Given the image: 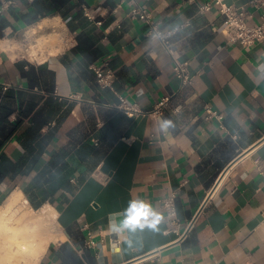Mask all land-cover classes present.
Instances as JSON below:
<instances>
[{
  "label": "crops",
  "instance_id": "0c3cea01",
  "mask_svg": "<svg viewBox=\"0 0 264 264\" xmlns=\"http://www.w3.org/2000/svg\"><path fill=\"white\" fill-rule=\"evenodd\" d=\"M9 1L0 14V105L13 89L45 96L55 112L44 155L29 177L0 185V206L14 190L28 198L24 190L64 150L54 172L71 173L48 202L66 238L40 264H264V43L229 44L220 6L200 10L212 0H139L164 29L184 26L174 42L195 80L181 90L172 58L122 0H0V9ZM224 1L261 21L250 0ZM37 4L49 15L29 24ZM46 18L65 25L64 51L36 64L2 48L31 45L26 34ZM103 63L113 87L100 86L90 68ZM42 65L55 75L53 92L32 90L24 75L35 66L39 78ZM120 96L144 113L123 112ZM206 106L222 122L207 120ZM30 125L24 119L5 147L14 161L26 155L20 138ZM171 198L176 226L164 206ZM133 203L147 206V221L126 224Z\"/></svg>",
  "mask_w": 264,
  "mask_h": 264
},
{
  "label": "trees",
  "instance_id": "16d2710c",
  "mask_svg": "<svg viewBox=\"0 0 264 264\" xmlns=\"http://www.w3.org/2000/svg\"><path fill=\"white\" fill-rule=\"evenodd\" d=\"M65 1L68 0H53V4L58 7ZM37 6V12L31 15L28 20L26 19L29 24L49 15L41 5L37 4ZM95 54L90 55V58H93L92 56ZM39 70V78H37L35 66L24 72V75L31 80V89L39 87L46 92H53L55 89L54 73L48 70L47 65H42ZM49 103L45 96L33 92H16L9 89L4 96L0 105V185L6 179L14 180L17 177H29L39 159L44 155L49 146L51 135L45 134L43 130L50 124V119L53 118L55 112V108H48ZM40 104L42 107L38 110ZM14 114L20 115L16 122L10 120ZM24 119H29L31 123L20 138L26 149V155L19 161H14L5 152V147L21 127ZM65 157V150L56 154L34 178L29 188L24 190L36 210L47 202L53 203V196L60 186H69L70 171L62 175L60 172L63 170L57 171V174L54 172V169H58L59 165H64ZM68 257L73 258L71 252H68Z\"/></svg>",
  "mask_w": 264,
  "mask_h": 264
},
{
  "label": "bare ground",
  "instance_id": "6f19581e",
  "mask_svg": "<svg viewBox=\"0 0 264 264\" xmlns=\"http://www.w3.org/2000/svg\"><path fill=\"white\" fill-rule=\"evenodd\" d=\"M26 35L32 43L28 58L39 64L64 51L69 44L65 25L59 18H46L32 26ZM13 47L2 43V48L12 57L19 56L20 52L16 53ZM57 218L58 211L51 203L47 202L36 210L23 191L14 190L0 206V264H40L49 246L66 238L63 234H54L53 222Z\"/></svg>",
  "mask_w": 264,
  "mask_h": 264
},
{
  "label": "built area",
  "instance_id": "2783aa9c",
  "mask_svg": "<svg viewBox=\"0 0 264 264\" xmlns=\"http://www.w3.org/2000/svg\"><path fill=\"white\" fill-rule=\"evenodd\" d=\"M130 7V17L134 20H138L145 24L148 28L147 35L151 40L159 42L172 58L174 62V75L181 80V90H186L193 86L195 76L190 70L189 62L182 61L178 56L176 50V43L174 42L175 35L180 32L184 26L175 27L173 29H164L159 22L155 20L154 13L147 7L143 6L139 0H122ZM15 2L9 1L0 9V14L5 9L14 5ZM214 5L220 6V11L225 17V24L223 33L229 44H240L244 47H251L258 43H264V0H250L249 5L255 10L261 12V21L252 23L255 19L254 13L250 12L247 6H230L225 3L224 0H212L200 7L201 12L205 13L212 10ZM96 77L97 82L103 88L113 87L115 82L114 72L110 69L108 63L102 65L93 64L90 67ZM166 101L169 98L165 99ZM119 108L128 115H135L138 113L143 114L141 110L134 105H130L126 100L120 96ZM207 120H218L222 122L223 115L217 110H214L211 106L205 107ZM164 206L167 209L168 218L171 226L179 225V219L177 215V208L174 199H168L164 202ZM87 245L94 247L95 244L90 240Z\"/></svg>",
  "mask_w": 264,
  "mask_h": 264
},
{
  "label": "clouds",
  "instance_id": "9594fccd",
  "mask_svg": "<svg viewBox=\"0 0 264 264\" xmlns=\"http://www.w3.org/2000/svg\"><path fill=\"white\" fill-rule=\"evenodd\" d=\"M150 215V212L148 211V208L144 204H135L133 203L129 217L126 220L127 225H136L140 224L143 221H147L148 216ZM155 223V221L153 222Z\"/></svg>",
  "mask_w": 264,
  "mask_h": 264
},
{
  "label": "rangeland",
  "instance_id": "374dc122",
  "mask_svg": "<svg viewBox=\"0 0 264 264\" xmlns=\"http://www.w3.org/2000/svg\"><path fill=\"white\" fill-rule=\"evenodd\" d=\"M30 47H31V45H30L28 48L25 47L26 49H25L24 47H21L19 51L17 50V52H20V53L22 52L23 55H25V56L28 57L27 54H28V50L30 49ZM26 51H27V52H26ZM34 62H35L36 64H38L37 61H34ZM27 199H28V198H27ZM54 223H55V225H54V229H53V230H54V234L58 235L57 221H56V222H53V224H54ZM55 227H56V228H55Z\"/></svg>",
  "mask_w": 264,
  "mask_h": 264
}]
</instances>
